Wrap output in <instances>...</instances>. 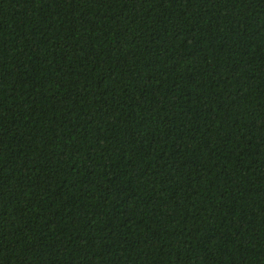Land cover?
Listing matches in <instances>:
<instances>
[{"label": "trees", "instance_id": "obj_1", "mask_svg": "<svg viewBox=\"0 0 264 264\" xmlns=\"http://www.w3.org/2000/svg\"><path fill=\"white\" fill-rule=\"evenodd\" d=\"M0 264H264V0H0Z\"/></svg>", "mask_w": 264, "mask_h": 264}]
</instances>
